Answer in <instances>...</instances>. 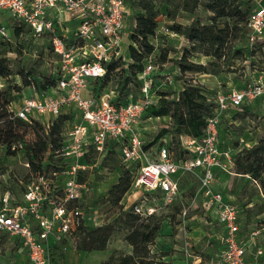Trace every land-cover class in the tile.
<instances>
[{"label":"built area","instance_id":"built-area-1","mask_svg":"<svg viewBox=\"0 0 264 264\" xmlns=\"http://www.w3.org/2000/svg\"><path fill=\"white\" fill-rule=\"evenodd\" d=\"M248 1L247 43L252 47L264 40V0ZM2 11L29 29L32 36H45L57 56L56 66L48 76L56 80L55 86L45 92L33 87L35 94L23 98L19 107L11 103V116L29 123L48 116L46 127L60 114L73 111L79 117L68 131L65 145L54 151L55 155L71 159L64 170L33 174L19 201H12L9 193L0 198V233L16 240L27 264H52L55 246L86 225L79 204L84 184L78 177L89 166L80 160L90 148L98 156L103 155L111 143L118 159L134 164L130 168L131 187L159 193L165 204H171L178 192L176 175H194L199 184L194 201L199 196L205 209L216 214L220 262L246 264V251L260 230H251L247 238L241 239L243 211L214 187L218 174L236 175L230 152L219 147V124L231 110H242L255 102L264 104V74L256 82L216 96L214 114L207 119L202 136L181 139L190 157L175 160L163 143L150 154L136 126L153 101L150 74L154 66L148 60L137 75L141 98L127 104L115 105L96 84L105 75V64L123 55V37L128 36L123 29L126 17L132 16L126 0H0V56L10 38V29L1 21ZM130 207L142 217L155 211L150 205L138 204L125 206L124 210ZM257 253L261 254V250Z\"/></svg>","mask_w":264,"mask_h":264},{"label":"rangeland","instance_id":"rangeland-1","mask_svg":"<svg viewBox=\"0 0 264 264\" xmlns=\"http://www.w3.org/2000/svg\"><path fill=\"white\" fill-rule=\"evenodd\" d=\"M155 6L159 11L157 17V28L150 42L154 45V52L148 57L154 66V71L150 74L151 80V99L154 101L159 91H178L185 82H192L205 87L214 98L218 94L228 93L231 89L241 88L248 83L256 82L261 76V52L257 50L253 56L246 54L236 55L235 50H246L250 46L240 38L233 37L227 44L225 56L218 61L215 72L211 74L180 73L173 59L180 57L183 49L187 46L181 36L168 33L173 22L184 25L189 24L193 18H199L202 23H209L210 12L203 7H199L196 15L181 10L175 11L173 4L157 0ZM175 11L174 18L169 15ZM133 9L132 13H137ZM3 23L10 29L9 41L2 46V56L8 58V66L12 74L6 78L0 77V91L7 87L22 85V78L29 69L38 72L44 77L36 78V81L46 79L52 74L56 66L57 56L47 48V38L45 36L35 37L27 32L24 27L19 37L12 35L11 25H19L14 22L6 11H2ZM226 18L217 19V25L222 27ZM132 16L126 17L123 32H128L133 25ZM71 26H68V30ZM261 40L259 42H262ZM128 37H123L122 54L127 58ZM232 50L229 51V47ZM167 53V61L161 62L162 54ZM245 59V60H244ZM190 60L196 63L206 64L214 61L211 57L201 54L190 55ZM126 67V66H125ZM120 69V68H119ZM126 69V68H125ZM21 71V74L19 72ZM123 73V72H122ZM120 74L114 72L110 74L105 85L100 90L101 94L107 95L111 101L130 103L141 98L140 86L134 81H130L122 87V79L129 73L126 71ZM179 78V79H178ZM100 86V83H99ZM32 84L23 87L20 93L13 92L14 100L12 106H20L23 98L31 96L36 89ZM248 107V106H247ZM249 112H241L234 109L229 115L223 116L219 128L221 129V146L223 149H232L251 146L259 139L264 140V104L260 102L250 107ZM41 123L49 119L47 116H40ZM79 120L75 117L74 123ZM69 124L65 126L63 136L67 139V133L72 128ZM168 123L167 117L155 118L142 116L136 126V131L147 145L150 154H154L158 144L163 143L167 146L168 140L162 139L160 142L150 144L154 140L158 131ZM46 126V125H45ZM38 134L35 128L26 129L21 148L15 155L5 156L6 148L0 144V198L9 193L12 201H19L27 177L32 176L27 165L26 144L32 142ZM174 152V150H173ZM59 158V155H55ZM103 155L92 157L93 163L82 174L84 187L81 192L79 204L85 217L86 225H102L110 222L118 212V207H113L108 197L111 186L117 182L118 177L125 168H131L134 164L123 163L116 156H109L103 159ZM173 158V156H172ZM66 160V159H65ZM71 162V159H67ZM58 163V162H56ZM63 176V175H62ZM62 179V177H60ZM216 184L220 191L226 195L227 199L237 205L241 212V239L247 238L249 232L254 229L264 228V193L257 183L247 176H232L228 174H218ZM198 180L192 174H183L178 178V192L171 204H165L159 193L151 194L142 189L131 187L122 198L119 205L125 206L138 204L152 206L154 215L163 219L158 236L149 246L151 253H167L162 260L170 264H181L180 254H185L181 247L186 245L190 249L201 255L204 264H210V258L214 255L216 240L209 242V236L217 231L214 220L208 216V211L203 206V200L198 196L194 201V196L198 190ZM250 204V206H247ZM185 212V213H183ZM194 217V218H192ZM190 233V234H189ZM187 234V235H186ZM0 234V264H27L25 256H20L17 252L18 244L9 235ZM189 235V237H188ZM124 231H114L107 243L105 250L85 251L75 249L77 237L72 236L62 242L60 249L56 251L55 264H111L116 262L122 255L131 253V247L124 240ZM254 245L264 246V229L260 231ZM189 245H192L191 247ZM195 245V247H193ZM218 248V247H217ZM187 250V251H188ZM184 252V253H183Z\"/></svg>","mask_w":264,"mask_h":264},{"label":"trees","instance_id":"trees-1","mask_svg":"<svg viewBox=\"0 0 264 264\" xmlns=\"http://www.w3.org/2000/svg\"><path fill=\"white\" fill-rule=\"evenodd\" d=\"M156 1L126 0L131 10L134 8L138 10L136 14L132 13L134 23L128 31L127 37L130 42L127 47L128 57L126 58L122 55L105 64V75L96 83L99 91L105 85L110 74L118 72V70L120 74L126 71L129 73L122 79L120 90L124 89L131 80L140 86L137 75L142 72L147 64L148 57L155 49L149 38L154 36L157 28L156 19L159 11L155 6ZM162 1L173 4L175 11L181 10L193 16L196 15L200 6L211 14L209 23H202L196 17L187 25L173 22L170 27V30L181 36L187 44L183 49L182 55L173 59V63L182 74H211L213 71L215 72L214 68L218 66V61L224 58L225 49L232 39V35L235 38L240 37L247 42L249 34L247 20L250 13V3L248 0ZM175 11L170 13L169 16L171 18H174ZM219 18H226L230 22L227 21L222 27H219L217 25V19ZM23 29L24 25H11L14 37H19ZM232 47H229V51L232 50ZM47 48L51 51L49 44ZM257 50L262 55L260 72L264 74V42H257L252 47H246L245 51L242 49L235 50L234 53L239 56L245 55L246 57V54L253 56ZM194 54L211 57L214 61H209L206 64L196 63L190 60V55ZM161 58V62L165 63L167 61V53L162 54ZM11 74L12 71L8 66V58L0 56V77L6 78ZM19 74H21V71ZM38 76L44 77V75H38V72L33 69H29L24 74L22 85H19L20 87L9 86L0 91V144L6 148L5 156L15 155L16 151L20 149L17 148V145H21V142L24 140L27 128L32 127L36 129L38 134L43 133V135L36 134L37 137L25 145L27 164L29 172L32 175L64 170L67 161L62 157L56 158L54 151L65 145V137L63 136L65 126L74 123L75 117H78V114L73 111L68 114H60L52 121L49 127H46L36 120H32L29 123L11 116L10 105L14 100L13 92L20 93L22 86L29 87L32 84L38 91L42 92L55 86V79L47 77L43 81L37 82L36 78ZM215 99L205 87L192 82H185L179 91H159L156 94L155 100L145 108L142 116L167 117L168 123L158 131L150 144L158 143L166 138L168 140L167 147L169 152L175 160L190 157L188 151L182 147L181 139L199 138L202 136L207 119L214 114L216 107ZM112 103L120 105L115 100ZM249 110L248 107H244L241 112L250 113ZM220 133L221 129L219 128V147L222 150L230 152L234 163L233 171L236 176H247L257 183L262 193H264V140L259 139L253 142L251 146L236 148L232 151L230 148H222ZM14 146L16 148L13 149ZM114 146V143H111L106 147L103 159L109 156H116ZM95 156L98 155L90 148L80 162L81 164L90 166L93 163L92 157ZM132 172L130 169L124 168L117 182L108 191L111 205L118 207L115 217L110 222L102 225L81 226L73 235L77 237L75 249L85 251L105 250L111 234L114 231H124V240L131 247V253L122 255L121 258L111 264H170L162 260V257L166 256L167 253H161L157 256L156 253H151L149 247L158 236L163 219L154 214L142 217L134 213L132 207L123 210L122 205H119L124 195L131 188ZM82 174L83 171H80L78 177L81 183H83ZM179 176L181 174L176 175L177 179ZM30 177H27L26 183ZM2 236H5V234Z\"/></svg>","mask_w":264,"mask_h":264},{"label":"crops","instance_id":"crops-1","mask_svg":"<svg viewBox=\"0 0 264 264\" xmlns=\"http://www.w3.org/2000/svg\"><path fill=\"white\" fill-rule=\"evenodd\" d=\"M262 3H264V1H262ZM1 21H3V18L1 19ZM179 36V35H178ZM182 38V37H181ZM183 39V38H182ZM262 42H264V41H262ZM261 73V72H260ZM203 75H205V74H203ZM260 77H262V74H261V76H259V78L258 79H260ZM182 89V86H181V88L179 89V90H181ZM178 90V91H179ZM232 176H236V175H232ZM236 177H238V176H236ZM214 187L215 188H217L218 189V187H217V184H216V181H215V183H214ZM224 196L226 197V195L224 194ZM202 199V198H201ZM247 206H250V204H248ZM208 216L209 217H211L212 218V220H214V222L216 221V214H215V212L214 211H208ZM192 218H194V217H192ZM262 229H264V228H262ZM261 229V230H262ZM260 230V229H259ZM260 230V231H261ZM0 234H4V233H0ZM190 234V233H189ZM260 234V233H259ZM187 235V234H186ZM240 236H241V233H240ZM259 236V235H258ZM258 236H256V238H258ZM188 237H189V235H188ZM255 238V239H256ZM216 240V242L217 243H219L218 242V239H217V233H214V234H211L210 236H209V242L211 241V240ZM243 239V238H242ZM255 239H252V244L248 247V249H247V251H246V259H245V262H246V264H264V246H260V245H254V243H255ZM16 241V240H15ZM64 242V241H63ZM60 246L61 245H56L55 246V249H54V255H53V263L52 264H55V262H56V260H55V258H56V256H57V253H56V251H58V249H60ZM190 247L192 246V245H189ZM217 247H216V250L214 251V255H212L211 256V258H210V264H222L221 262H220V253H221V246H220V244L219 245H216ZM193 247H195V245H193ZM181 250H183V251H185V254H180V258H181V264H191V263H193V262H195V261H198V260H200L201 262H200V264H204V261H203V258L201 257V255L200 254H198V253H196V252H194V251H192L191 249H190V251L187 249V247H186V245H184V246H182L181 247ZM188 250V251H187ZM258 250H261V254H258L257 253V251ZM17 252L20 254V256H25L26 257V255H24L22 252H20V250L19 249H17ZM184 253V252H183Z\"/></svg>","mask_w":264,"mask_h":264}]
</instances>
